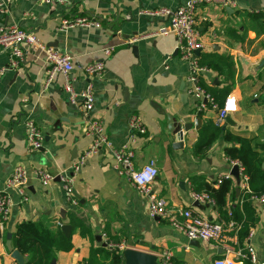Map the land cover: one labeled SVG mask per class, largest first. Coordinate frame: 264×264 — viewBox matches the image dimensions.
Listing matches in <instances>:
<instances>
[{
    "label": "crops",
    "instance_id": "crops-1",
    "mask_svg": "<svg viewBox=\"0 0 264 264\" xmlns=\"http://www.w3.org/2000/svg\"><path fill=\"white\" fill-rule=\"evenodd\" d=\"M184 1L71 0L70 5H45L38 0H11L5 12L0 11V26L15 24L32 31L46 46L67 52L73 65L69 80L77 92L86 83L92 84L94 104L90 115L103 123L115 146L127 141L132 115L145 126V133L132 145L133 160L136 167L154 162L158 174L151 184L152 192L175 213L190 208L208 220L220 222L214 205L199 202L201 208L193 206L190 179L201 177V184L216 187L217 179L230 173L232 163L223 155V148L229 145L223 138L224 132L256 141L264 139V18H256L264 13V0H232L233 5L223 8L202 5L196 16L203 42L200 53L213 52L232 61V76H221L208 69L200 77L203 86L231 83L226 98L234 99L235 109L225 117L232 124L224 119L215 123L216 112L210 108L197 112L194 98L187 93L188 64L179 56L175 35L156 33L166 25V18L143 13L163 6L175 8ZM74 15L94 16L99 25L57 30L63 17ZM131 45L137 47L136 56ZM107 48L112 49L108 55L104 52ZM22 49L23 63L12 68L7 51L0 48V69H4L0 78V191L15 166L27 170V200L22 201L15 189L8 191L13 204L0 226V264H17L6 243L10 233V245L16 249L13 238L18 223L40 221L56 230L59 221L71 225V211L85 218L90 233L82 236L71 225L72 247L68 251L47 256L36 246L23 255L24 264H82L92 248L106 247L103 233L114 241H125V251L150 253L152 264H161L164 253L169 254L173 264H213L223 255L241 263L234 254L242 251L235 248V221H228L233 225L227 227L221 242L187 239L168 219L149 216L147 197L117 174L113 157L103 150L88 158L74 176L76 203L69 204L59 176L87 149L90 136L85 133L80 109L68 101L62 89L63 76L55 75L44 89L48 66L45 53ZM93 61L104 63L102 76L85 73L84 68ZM27 118L34 121L42 135V145L37 150L28 149ZM196 119L199 127L207 119L220 129L203 157L192 153L199 129L194 126ZM173 120L192 124L183 134L181 148L171 146L173 136L168 126ZM37 168L54 175L53 181L41 184L34 173ZM238 177H229L232 188L226 197L228 209L235 206L243 189ZM251 230L243 248L252 247L254 263L262 264L264 206Z\"/></svg>",
    "mask_w": 264,
    "mask_h": 264
},
{
    "label": "built area",
    "instance_id": "built-area-1",
    "mask_svg": "<svg viewBox=\"0 0 264 264\" xmlns=\"http://www.w3.org/2000/svg\"><path fill=\"white\" fill-rule=\"evenodd\" d=\"M11 0H0V11L5 12L7 4ZM45 5H70L71 0H38ZM232 0H185L175 8L158 7L152 10L144 11L145 15L152 17H165L166 25L156 31L159 34L172 33L176 37L177 50L180 58L188 64L187 80L190 82L187 93L194 100V108L197 112L207 111L208 108L216 112L215 123L219 124L223 121L228 112L235 109L234 99L228 96L221 107H217L213 97L205 90L201 83V75L208 68L201 66L198 62V55L195 54L196 49H202L203 42L201 34L196 24V16L200 6L208 5L217 8H223L233 5ZM94 16L74 15L63 17L57 30L66 31L67 29L77 27L98 26ZM23 47L38 49L45 53L48 66L44 72L43 88L47 89L53 81L54 76L60 74L64 80L62 89L67 94L68 101L76 106L81 111V115L85 122L84 130L86 135L90 136V144L86 150L80 153L70 164L69 169L59 176L61 187L69 204H75L76 199L73 196L72 182L74 176L85 162L92 155L97 154L101 150L107 152L113 157V168L118 175L123 176L140 194L148 199V214L150 217H159L168 219L173 227L182 232L189 240H203L207 242H221L224 239L223 233L227 227L233 225L232 222L226 224L224 222H213L204 216L193 212L190 208L182 209L175 213L166 207L164 199L158 198L151 190V184L157 177L158 170L153 161L145 163L141 167H136L134 164L133 143L139 135L145 133V126L141 120L132 115L129 119L128 139L122 145L115 146L108 137L104 125L100 120L92 118L90 112L94 104L93 87L91 83H86L84 88L77 92L71 81L69 74L72 71L73 65L71 56L62 50L48 47L43 44L32 31H28L18 27L15 24L0 26V48L7 51L9 55V66L14 68L21 65L24 61ZM111 48L104 50L108 55ZM104 63L102 61H93L86 65L84 71L90 76H102ZM4 69H0V78ZM27 128V144L29 150H37L42 145V135L32 119L27 118L25 121ZM232 165L237 164L238 173L241 177V185L247 188L246 176L242 173V167L237 162H231ZM35 175L43 185H47L53 181L54 175L48 173L42 168L35 170ZM230 177V173L222 175L217 179V183ZM27 181V170L17 165L6 179L4 189L0 191V226L6 221L10 209L12 207V199L8 193L10 189H15L21 196L22 201L27 200L25 188ZM192 199L201 203H209L214 205V200L206 192H192ZM254 203L258 211L264 206V193L260 197L254 198ZM181 217V218H180ZM64 223L59 221L57 226L61 227ZM252 234V230L249 236ZM105 246L109 250H115L122 254L126 250L125 241H114L106 233L102 234ZM227 252L230 250L226 247ZM250 259L254 262L255 256L253 248L247 246L246 249ZM236 256L242 258L244 253L237 251ZM161 264H173L168 253H164L161 258ZM213 264H236L234 258L223 255L216 258Z\"/></svg>",
    "mask_w": 264,
    "mask_h": 264
},
{
    "label": "trees",
    "instance_id": "trees-1",
    "mask_svg": "<svg viewBox=\"0 0 264 264\" xmlns=\"http://www.w3.org/2000/svg\"><path fill=\"white\" fill-rule=\"evenodd\" d=\"M256 18H264V13L257 15ZM198 62L201 66L214 70L218 75L232 76L233 64L228 56L213 52L209 54L200 53ZM204 88L213 97L217 107H221L230 92L231 83L221 87L204 86ZM198 116H201V113H198ZM219 133L218 125L211 120H203L197 131V139L192 146L193 155L196 157L205 156ZM223 138L229 143L223 148V155L228 161H235L240 164L242 173L246 176L247 188L240 190L235 206L229 209L226 208V197L232 188L230 178L220 180L215 187L205 182L201 184V177H192L190 179L191 188L196 193L206 192L213 198L216 211L221 217L220 222L226 224L229 220L236 222L237 241L235 248H241L242 253H244V257L240 258V264H256L250 259L243 245L258 220L259 211L253 200L264 193V139L256 141L254 138L230 132H224ZM68 219L72 226L79 229L82 236L90 233L85 218L81 215L71 211ZM13 242L22 255L28 254L36 246L47 256L57 251H68L72 247L70 237L65 236L60 227L51 230L42 222L31 220L18 223ZM82 264H124V257L121 252L109 250L107 247L92 248L88 258Z\"/></svg>",
    "mask_w": 264,
    "mask_h": 264
},
{
    "label": "water",
    "instance_id": "water-1",
    "mask_svg": "<svg viewBox=\"0 0 264 264\" xmlns=\"http://www.w3.org/2000/svg\"><path fill=\"white\" fill-rule=\"evenodd\" d=\"M131 49H132V53L136 56L137 55L136 45H131ZM199 53H200V49H196L195 54L199 55ZM183 96H184V94H183ZM167 118H168V114H167ZM224 121L226 123L232 124V121H230V119L228 117H225ZM198 122H199L198 119H196L194 121V126L196 128L199 127ZM191 125L192 124H190V123H182L181 124V123L173 120L172 125L168 126L169 132L173 136V142L171 144L172 148H181L183 146V134L190 129ZM230 174L233 177H235L236 179L239 178L238 177L239 173H238L237 164L232 165L231 170H230ZM193 206L198 207V208L202 207V205L197 201H194ZM60 228H61V231L65 234V236L68 237L70 235L71 225L63 224ZM10 238H11V234L8 233L6 246H7L8 250L10 251L11 257L17 262V264H24L23 255L17 249H12V247L10 245ZM193 242H195L196 245L198 244L197 241H193ZM123 256H124V264H152L153 263V256L147 252L129 249L128 251H124ZM262 264H264V263H262Z\"/></svg>",
    "mask_w": 264,
    "mask_h": 264
}]
</instances>
